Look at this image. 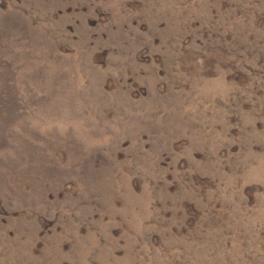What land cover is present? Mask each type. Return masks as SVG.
I'll use <instances>...</instances> for the list:
<instances>
[{
	"label": "rangeland",
	"instance_id": "rangeland-1",
	"mask_svg": "<svg viewBox=\"0 0 264 264\" xmlns=\"http://www.w3.org/2000/svg\"><path fill=\"white\" fill-rule=\"evenodd\" d=\"M0 264H264V0H0Z\"/></svg>",
	"mask_w": 264,
	"mask_h": 264
}]
</instances>
